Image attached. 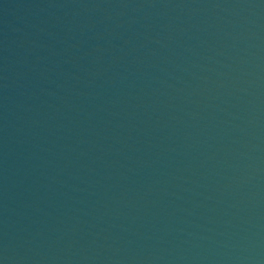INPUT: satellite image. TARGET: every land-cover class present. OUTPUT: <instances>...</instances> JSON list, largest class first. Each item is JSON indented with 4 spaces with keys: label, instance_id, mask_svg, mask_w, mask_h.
Here are the masks:
<instances>
[{
    "label": "water",
    "instance_id": "95a60500",
    "mask_svg": "<svg viewBox=\"0 0 264 264\" xmlns=\"http://www.w3.org/2000/svg\"><path fill=\"white\" fill-rule=\"evenodd\" d=\"M0 264H264V0H0Z\"/></svg>",
    "mask_w": 264,
    "mask_h": 264
}]
</instances>
